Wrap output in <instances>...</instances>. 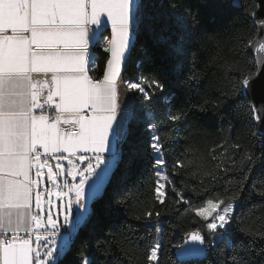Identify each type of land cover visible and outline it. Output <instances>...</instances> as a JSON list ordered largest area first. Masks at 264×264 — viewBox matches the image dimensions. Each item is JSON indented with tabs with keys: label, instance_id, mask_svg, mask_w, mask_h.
Instances as JSON below:
<instances>
[{
	"label": "snow or ice",
	"instance_id": "6c2138e0",
	"mask_svg": "<svg viewBox=\"0 0 264 264\" xmlns=\"http://www.w3.org/2000/svg\"><path fill=\"white\" fill-rule=\"evenodd\" d=\"M261 4L264 0L252 6L231 0L258 36L255 43L243 35L237 39L264 54ZM109 26L111 34L105 36ZM202 33L198 17L178 0H0V264H65L69 253L71 264H112L111 221L121 209L135 211L132 193L113 184V176L141 156L150 157L153 199L164 205L174 195V203L199 218L194 223L200 226L173 245L171 264L207 260L212 250L223 257L215 264H255L253 257H264V247L256 245L264 241V219L238 222L244 212L235 199L225 204L203 182L186 197L174 182L192 162L187 153L176 155L166 146L163 135L166 126L179 133L189 119L188 110L174 103L170 72L179 88L181 70L196 59ZM150 46H163L170 70L152 66ZM97 47L106 54L102 69ZM129 65L135 73L129 74ZM233 77L225 100L248 111L257 126L264 125V103L252 99L258 79H264V55ZM208 103L194 107L203 113ZM211 106L221 108L215 101ZM245 158L247 181L255 160L249 152L241 161ZM259 180L264 185V177ZM256 185L253 180L249 194L264 198V187ZM243 190L241 184L238 191ZM160 217L161 211L155 220L153 211H143L155 229V238L145 242L147 264H164L169 251L161 239ZM86 228L94 233L91 244L78 239ZM237 234L249 237V243L238 244ZM121 236L122 256L138 264L132 242Z\"/></svg>",
	"mask_w": 264,
	"mask_h": 264
},
{
	"label": "trees",
	"instance_id": "16d2710c",
	"mask_svg": "<svg viewBox=\"0 0 264 264\" xmlns=\"http://www.w3.org/2000/svg\"><path fill=\"white\" fill-rule=\"evenodd\" d=\"M178 2L187 6L198 17L203 33L196 59L190 60L181 70L179 88L175 87V77L170 72V78L173 80L172 90L176 92L174 103L188 110L189 119L179 133L171 131L166 126L163 135L166 137V146L171 145L176 155L187 153V160L192 162L188 170L174 177V182L177 188L184 190L186 197L188 190L199 188L201 182L206 186L210 185L209 190L218 194L225 204L234 199L237 201L244 212L243 216L238 217V222L246 224L255 221V224H259L260 220L264 219V198L257 192L249 193L253 180H257V188L264 187L259 180L264 177V134L259 133L248 111H242L230 100H225L226 94L231 95L233 73L247 71L255 64L249 47H242L237 37L243 35L245 41L254 40L256 33L252 32L250 19L243 15L242 10L233 8L231 0H178ZM241 2L252 6L256 0ZM95 51L99 57L98 65L102 69L106 54L99 47ZM138 54H134V59ZM150 55L152 66L158 72L161 68L171 69L169 54L163 46H150ZM128 71L132 74L136 69L129 65ZM96 74L99 75V72ZM193 76L197 78L193 79ZM168 91L169 88L166 87L165 93ZM205 100L209 103L205 106L204 112L200 113L194 106L204 104ZM213 101L220 104L221 108H212ZM229 105V111L223 112L222 109ZM234 144H240L242 149L238 151L232 147ZM245 152L253 154L255 160V166L247 181L243 180L242 169H247L249 161L246 158L241 161ZM233 159L236 161L235 166ZM149 160V156H141L128 169L121 165L113 176V184L119 182L120 187H127L132 193V207L135 211L121 209L119 215L111 221L114 239L111 243L112 255L108 259L112 264H129L120 250L124 247L119 243L123 240L121 233L132 242L133 254L138 257V264H147L144 255L145 242L155 238V229L143 218L144 210L153 211V220L155 212L161 211V239L169 249L163 257L164 264H171L175 260L172 253L173 245L183 243L185 232L200 226L194 223L199 218L188 212L184 204L173 202L174 195L166 198L164 205L153 199L151 188L155 177ZM226 168L231 169L227 175L224 174ZM205 172L215 176L216 182H212V176H205ZM241 184L244 190L238 191ZM226 188L229 190L227 193ZM136 215H140L141 219H135ZM93 238L94 233L86 228L81 231L78 239L91 244ZM235 240L238 244L243 242L247 245L250 238L237 234ZM256 245L264 247V241L258 239ZM225 255H228V249H225ZM218 258L223 257H218L217 252L212 250L207 260L188 264L208 262L215 264ZM73 259L72 253H69L65 264H71ZM253 260L255 264H262L264 257H253Z\"/></svg>",
	"mask_w": 264,
	"mask_h": 264
},
{
	"label": "water",
	"instance_id": "95a60500",
	"mask_svg": "<svg viewBox=\"0 0 264 264\" xmlns=\"http://www.w3.org/2000/svg\"><path fill=\"white\" fill-rule=\"evenodd\" d=\"M256 3H260V0H256ZM258 15H260L261 13H264V4H261L260 9L257 10ZM258 39V36L256 35V37L253 40V43H255V41ZM249 52L251 54V56L254 58L260 55H264L261 53H256L253 48L249 47ZM252 99L255 103L260 104V103H264V79H258L257 84H256V88L254 90V93L252 95ZM255 126L257 127L259 133L264 134V125L262 126H257L256 123L254 122ZM65 168H68V165L65 164ZM62 178H58V180H60ZM44 180V184L48 185L49 182L47 180V177L43 178ZM175 248L173 247L172 253L173 256L175 257L174 253H175ZM209 256V255H208ZM197 261H203V260H197ZM190 262H196V261H190Z\"/></svg>",
	"mask_w": 264,
	"mask_h": 264
},
{
	"label": "crops",
	"instance_id": "0c3cea01",
	"mask_svg": "<svg viewBox=\"0 0 264 264\" xmlns=\"http://www.w3.org/2000/svg\"><path fill=\"white\" fill-rule=\"evenodd\" d=\"M107 32V33H106ZM104 33L105 36H110L111 34V30H110V26L108 27V30ZM65 164H67V161L64 162ZM68 165V164H67Z\"/></svg>",
	"mask_w": 264,
	"mask_h": 264
},
{
	"label": "rangeland",
	"instance_id": "374dc122",
	"mask_svg": "<svg viewBox=\"0 0 264 264\" xmlns=\"http://www.w3.org/2000/svg\"><path fill=\"white\" fill-rule=\"evenodd\" d=\"M69 179H70V177H69ZM51 199L53 200L54 204H58L59 203V200L56 197H51ZM53 210H55V209H53Z\"/></svg>",
	"mask_w": 264,
	"mask_h": 264
}]
</instances>
